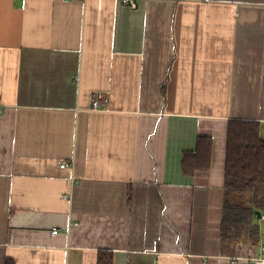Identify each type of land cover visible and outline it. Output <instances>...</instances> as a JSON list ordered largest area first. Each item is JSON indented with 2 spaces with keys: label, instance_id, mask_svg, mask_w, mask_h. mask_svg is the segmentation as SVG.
I'll use <instances>...</instances> for the list:
<instances>
[{
  "label": "crops",
  "instance_id": "0c3cea01",
  "mask_svg": "<svg viewBox=\"0 0 264 264\" xmlns=\"http://www.w3.org/2000/svg\"><path fill=\"white\" fill-rule=\"evenodd\" d=\"M135 1L0 0V264L264 261L263 218L222 239L229 120L264 138V0Z\"/></svg>",
  "mask_w": 264,
  "mask_h": 264
},
{
  "label": "trees",
  "instance_id": "16d2710c",
  "mask_svg": "<svg viewBox=\"0 0 264 264\" xmlns=\"http://www.w3.org/2000/svg\"><path fill=\"white\" fill-rule=\"evenodd\" d=\"M212 138L199 136L194 150L183 153L186 175L211 166ZM222 239L256 244L260 239V219L264 216V138L261 123L250 119H230L225 163V198ZM98 264H113V253L100 251ZM7 264H14L8 260Z\"/></svg>",
  "mask_w": 264,
  "mask_h": 264
},
{
  "label": "built area",
  "instance_id": "2783aa9c",
  "mask_svg": "<svg viewBox=\"0 0 264 264\" xmlns=\"http://www.w3.org/2000/svg\"><path fill=\"white\" fill-rule=\"evenodd\" d=\"M125 3L131 7L132 9H136L138 7V4L135 0H125ZM99 106V101H97L96 99L92 102V109H97ZM68 164V162H62L61 166L62 167H66ZM262 218L264 219V216H262ZM55 233L58 232V230L54 231ZM235 264V263H233ZM256 264H264V261H256Z\"/></svg>",
  "mask_w": 264,
  "mask_h": 264
},
{
  "label": "water",
  "instance_id": "95a60500",
  "mask_svg": "<svg viewBox=\"0 0 264 264\" xmlns=\"http://www.w3.org/2000/svg\"><path fill=\"white\" fill-rule=\"evenodd\" d=\"M256 212H257V214H258L257 217H258L259 219H261V218H262V214H261V212H260V211H256ZM252 264H255V263H252Z\"/></svg>",
  "mask_w": 264,
  "mask_h": 264
}]
</instances>
